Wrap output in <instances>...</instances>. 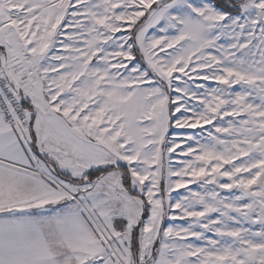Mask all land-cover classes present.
<instances>
[{"label": "snow or ice", "instance_id": "snow-or-ice-1", "mask_svg": "<svg viewBox=\"0 0 264 264\" xmlns=\"http://www.w3.org/2000/svg\"><path fill=\"white\" fill-rule=\"evenodd\" d=\"M0 264H264V0H0Z\"/></svg>", "mask_w": 264, "mask_h": 264}, {"label": "rangeland", "instance_id": "rangeland-1", "mask_svg": "<svg viewBox=\"0 0 264 264\" xmlns=\"http://www.w3.org/2000/svg\"><path fill=\"white\" fill-rule=\"evenodd\" d=\"M193 187H195V185H193ZM178 223H180V222H178Z\"/></svg>", "mask_w": 264, "mask_h": 264}]
</instances>
